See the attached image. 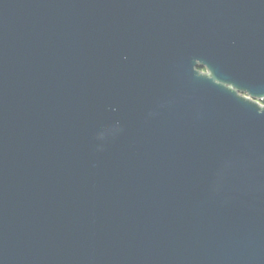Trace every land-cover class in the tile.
Returning <instances> with one entry per match:
<instances>
[{
    "label": "water",
    "instance_id": "water-1",
    "mask_svg": "<svg viewBox=\"0 0 264 264\" xmlns=\"http://www.w3.org/2000/svg\"><path fill=\"white\" fill-rule=\"evenodd\" d=\"M262 101L264 0H0V264H264Z\"/></svg>",
    "mask_w": 264,
    "mask_h": 264
},
{
    "label": "flooded vegetation",
    "instance_id": "flooded-vegetation-1",
    "mask_svg": "<svg viewBox=\"0 0 264 264\" xmlns=\"http://www.w3.org/2000/svg\"><path fill=\"white\" fill-rule=\"evenodd\" d=\"M202 71H204V72H205L206 70H205V69H203ZM261 103H262V104H264V101H262Z\"/></svg>",
    "mask_w": 264,
    "mask_h": 264
}]
</instances>
